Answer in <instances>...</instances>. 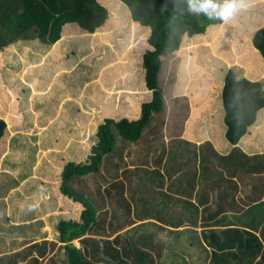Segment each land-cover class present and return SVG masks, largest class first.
<instances>
[{
    "label": "trees",
    "instance_id": "trees-1",
    "mask_svg": "<svg viewBox=\"0 0 264 264\" xmlns=\"http://www.w3.org/2000/svg\"><path fill=\"white\" fill-rule=\"evenodd\" d=\"M254 2L244 0L252 8L236 12L225 23L190 13L186 3L177 6L173 0H0V83L6 84L0 87V144L9 127L24 120L19 102L30 107L28 95L47 76L42 88L50 93L48 106L58 99L63 107L70 101L88 102L100 116L93 135L72 144L77 157L62 166L53 183L57 202L69 217L56 222L67 264H96L73 244L97 225L93 198L76 190L74 181L97 173L117 138L139 141L155 114L163 112L167 94L190 101L191 120L184 130L188 141L210 142L221 153L236 151L239 145L251 154L264 152V5L255 8ZM110 20L136 43L129 50L124 44L108 48L102 33ZM224 24H237L235 33L227 34L220 28ZM239 32L249 34L247 46L240 45ZM176 56L182 62L172 89L165 92L163 69ZM118 59L126 61L114 66ZM78 64L91 72L82 77L89 83L83 95L75 88ZM93 76L95 80L89 78ZM62 93L70 99L59 98ZM125 94L133 97V110L102 104L107 96ZM81 95L84 102L75 101ZM75 137L74 130L62 135L63 140ZM237 233L240 248L260 252L253 233ZM125 241L136 264H155L154 255ZM118 262L127 264L121 257Z\"/></svg>",
    "mask_w": 264,
    "mask_h": 264
},
{
    "label": "rangeland",
    "instance_id": "rangeland-1",
    "mask_svg": "<svg viewBox=\"0 0 264 264\" xmlns=\"http://www.w3.org/2000/svg\"><path fill=\"white\" fill-rule=\"evenodd\" d=\"M254 1L255 8L264 5V0ZM251 8L246 5L237 12L241 13ZM106 27L102 38L106 39L108 48L124 44L125 50H129L131 45L136 44L134 40L126 37L124 29L111 20L107 22ZM235 27L230 28L224 24L220 28H224L229 34L235 33ZM239 37L240 45L247 46L249 34L245 36L239 32ZM74 42L84 44L82 41ZM181 58L182 56H176L168 60L163 69L165 92L172 89V80L175 79L176 70L182 62ZM125 61L126 59H118L114 66H119L121 62L124 64ZM78 66L77 85L80 87L76 85L75 88L83 95L85 84L89 83H84L82 77L91 72L87 68H82L80 64ZM46 68L43 70L46 71ZM95 77L89 78L95 80ZM46 78L50 79V76ZM46 78L42 80L43 87L48 83ZM4 85L6 84L0 83V87ZM42 86L38 84L30 95L28 90L22 93L23 99L27 95L30 97L28 100L30 107H23L19 102L24 120L20 125L10 126L0 144V149L2 148L0 150V264H67L66 254L60 246L59 238L57 239L56 236L52 238L51 233L49 234L46 229L49 226L51 231H56V222L62 220L61 216L69 219L59 201L57 202L53 183L60 176L62 166L77 157V149L73 148L72 144L83 142V135L87 141L98 127L100 116L96 107L88 102L78 105L70 101L68 106L63 107V100L59 102L58 99L48 106L46 99L50 93ZM67 95L62 93L59 98L70 99ZM82 95L75 101L84 102ZM167 95L163 112L155 114L139 141L134 143L117 138L115 148L111 154L104 157L99 171L77 178L73 183L76 190L87 192L97 207L96 227L81 240L73 243L93 263L119 264L120 256L123 257L124 263L136 264L132 249L125 241L129 238H134L132 241L138 248L143 244L148 245L147 237L152 238L154 242L156 240V243L159 242L161 247L152 250L157 264L164 263L163 257L166 254L171 261L174 258L194 259L199 254H203L205 249L209 251L208 261H212L204 262L212 264L215 261L220 264L221 258L212 247L216 245V250H219L217 248L232 250L237 246L235 236L230 233L234 226L219 222L223 219V214H228L227 211L217 212L211 195L209 205L202 207V197L212 186L206 173V163L213 166L215 161H219L220 168H228L231 164L228 158L224 160L219 155L210 142H202L203 144L198 143V145L184 138V130L191 120L190 101L184 97L177 99L173 94ZM107 97L102 102L103 105L124 111L133 110L131 95L125 94L121 98ZM73 130L77 135L75 141H71L73 138L63 140L62 135L67 136ZM233 151H230V160L240 163L242 152L239 147ZM216 157H220V160L213 159ZM153 158L156 160L153 161ZM263 158V155L259 154L248 158L249 162L246 163L253 165L257 172L252 166L249 170L262 172ZM213 169L216 171L215 166ZM256 175L264 177V172ZM197 177L200 183L196 184ZM35 189L38 192H35ZM253 199L258 198L253 197ZM190 202L198 204L197 213L187 212V205ZM49 205L53 207L50 209ZM129 208V211H125ZM28 209L37 210V214H41L40 220L30 226H11V219L21 225L31 223L33 218L30 217H26L27 223L23 222L25 218L22 212H28ZM142 209L147 213L141 212ZM31 227L35 229L30 230L29 241H24L23 238L19 241L20 230L28 231L27 228ZM235 235L241 241V237L236 233ZM224 236L226 237L223 239ZM27 243L37 244L28 246L26 253L16 250L28 245ZM100 246H103L102 251ZM174 248L176 254L171 251ZM238 248L246 253L243 247ZM14 252L16 253L13 254ZM33 252L37 253L38 258H34ZM226 252L221 255L228 256ZM10 253L13 255L5 256ZM230 255L233 257L232 254ZM196 262L202 261L198 257ZM192 263L194 264L195 261Z\"/></svg>",
    "mask_w": 264,
    "mask_h": 264
},
{
    "label": "crops",
    "instance_id": "crops-1",
    "mask_svg": "<svg viewBox=\"0 0 264 264\" xmlns=\"http://www.w3.org/2000/svg\"><path fill=\"white\" fill-rule=\"evenodd\" d=\"M203 143H205V142H203ZM203 143H199V144H203ZM238 147H239L240 151L242 152V155H240V158H239V161L241 160L240 163H236V162L230 160V155H231V152L233 149L230 150L231 152L229 151L227 153H221L218 151L219 155H221V157L223 159L228 158L227 160L231 164V166H229L228 168L227 167L220 168L219 163H218L219 161H215V163H213V166H215L216 171H214L212 164L209 165L208 163H206V167H207L206 173L208 175L209 180L212 183V186L210 189L208 188V190L206 191V193L202 197V203H203L202 207L209 205L208 201H209V196L211 195L212 203H215V206H216L215 210H217V212L218 211L221 212L222 210H226L228 213V214H223L222 215L223 219L222 220L220 219L221 221L219 220V222H221V224H223V225L234 226V228H231L232 231H237V232L241 231V232H245V233L246 232L253 233L257 237V240L260 242V244L262 246L260 252L257 251V249H252L250 251H245L246 253H244V252L239 250L238 247H239L240 241L238 240V237L235 235V233L238 235H240V233H237V232L233 233L231 231L230 232L231 235L235 236L236 242H237V246H235L234 249L222 250L220 248H217L219 250H216V245L214 246L215 248L212 247L213 251L217 252L218 256L221 258L222 263H220V264H264V242H263L264 241V183H263L264 177L256 175V174H261L262 172H264V170H262V172H259V173L252 172V170H249V167L250 166L254 167V166L246 163V161L249 162L248 158L255 156L257 154L263 155V157H264V152L251 154V153L247 152L242 146L239 145ZM214 148L216 149L215 146H214ZM165 156H166V154L164 155V158H165ZM154 158H153V161L156 160ZM241 158L244 159V161ZM213 159L220 160V157H216ZM224 160H226V159H224ZM257 165H259L261 167V164L259 162H257ZM263 168H264V165H263ZM257 177H259V179H256ZM253 178H254V180H253ZM197 182L200 183V180L198 179V177L195 180L196 184H197ZM182 184H184V183H182ZM35 192H38L37 189H35ZM257 193H259V194H257ZM166 195L168 196V193H166ZM253 197H257L258 199H253ZM33 204H35V203H32V205ZM52 207L53 206L49 205L50 209ZM197 208H198L197 203H195V202L191 203L190 202V204L187 205V212L189 214L197 213L198 212ZM227 209L229 210V212ZM51 212L53 213V211H51ZM22 213H24L22 216L25 218L23 220V222L27 223L26 217L33 218V221L31 223L24 224V225L18 224V222L14 223V221H12L11 226H14V225H17L19 227L30 226V225H33V223L34 224L37 223L41 217V214L40 215L37 214V210L33 211L31 209H28V212H22ZM19 217L21 218V216H19ZM62 217L64 218V216H62ZM27 229H28V231L27 230H20V236L18 237L19 241L22 238L24 241H29L28 239H29V237H31L30 230L35 229V227H31V228H27ZM38 230H40V229H38ZM51 236H52V238H55V236H56V238L58 239L59 233L57 232V230L56 231L53 230V231H51ZM227 236H230V235H227ZM47 237H48V235H47ZM225 237L226 236H224L223 239ZM132 239H134V238H129V241L131 242ZM27 244L28 245H25L24 247H21V248L16 249V250H18L21 253H26L27 251L25 252V250L29 248L28 246H30V247L35 246L37 243H27ZM139 247L141 250L147 251V252L151 253L152 255H154V253H152V250L156 249L158 247H161V244L159 242L156 243V240H155V242L153 244H151V243L148 245L143 244V245H140ZM174 250H176V248H174L171 251L173 252V254H176V252L174 253ZM237 250L239 251L238 253H237ZM221 251H223V252L227 251L225 254H228V256L227 255L226 256L221 255V253L224 254ZM208 252L209 251L205 249L203 251V254L198 255L199 259H201L202 262H196L198 259L197 256L194 259L186 258L185 260H180V259L176 260L177 258H174V260L171 261L169 256H167V254L164 255V253H163V255H164V257H163L164 263L163 264H193L192 262H194V261H195L194 264H206L205 263L206 261H207V263L209 261H212V260L208 261V259H209V253ZM15 253L16 252H14L13 254H15ZM2 254H5V253H2ZM13 254L10 253L9 255H5V256H11ZM33 254H35L34 258H38L36 252H33ZM230 254H232L233 257H231ZM175 256H177V255H175ZM122 259H123V257H122ZM212 259H213V257H212ZM155 264H157V259H155ZM210 264H211V262H210ZM212 264H217V262L213 261Z\"/></svg>",
    "mask_w": 264,
    "mask_h": 264
},
{
    "label": "clouds",
    "instance_id": "clouds-1",
    "mask_svg": "<svg viewBox=\"0 0 264 264\" xmlns=\"http://www.w3.org/2000/svg\"><path fill=\"white\" fill-rule=\"evenodd\" d=\"M173 3L177 6L186 3L188 12L202 14L209 20H220L225 23L238 10L246 7L244 0H173ZM12 221L11 219L10 222Z\"/></svg>",
    "mask_w": 264,
    "mask_h": 264
},
{
    "label": "water",
    "instance_id": "water-1",
    "mask_svg": "<svg viewBox=\"0 0 264 264\" xmlns=\"http://www.w3.org/2000/svg\"><path fill=\"white\" fill-rule=\"evenodd\" d=\"M102 245V244H101ZM102 249H103V246H100V251H102Z\"/></svg>",
    "mask_w": 264,
    "mask_h": 264
}]
</instances>
